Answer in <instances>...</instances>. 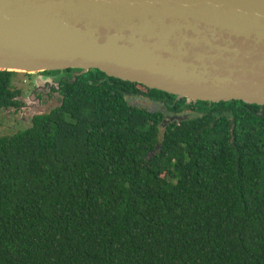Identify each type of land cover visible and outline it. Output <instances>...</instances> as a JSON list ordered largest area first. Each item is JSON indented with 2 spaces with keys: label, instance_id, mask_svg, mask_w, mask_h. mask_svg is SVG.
I'll list each match as a JSON object with an SVG mask.
<instances>
[{
  "label": "trees",
  "instance_id": "16d2710c",
  "mask_svg": "<svg viewBox=\"0 0 264 264\" xmlns=\"http://www.w3.org/2000/svg\"><path fill=\"white\" fill-rule=\"evenodd\" d=\"M141 88L160 92L90 69L0 136V264H264L260 106L228 109L229 141L226 115L162 126L130 103Z\"/></svg>",
  "mask_w": 264,
  "mask_h": 264
},
{
  "label": "water",
  "instance_id": "95a60500",
  "mask_svg": "<svg viewBox=\"0 0 264 264\" xmlns=\"http://www.w3.org/2000/svg\"><path fill=\"white\" fill-rule=\"evenodd\" d=\"M62 68L264 105V0H0V70Z\"/></svg>",
  "mask_w": 264,
  "mask_h": 264
},
{
  "label": "flooded vegetation",
  "instance_id": "af4514ba",
  "mask_svg": "<svg viewBox=\"0 0 264 264\" xmlns=\"http://www.w3.org/2000/svg\"><path fill=\"white\" fill-rule=\"evenodd\" d=\"M80 72L81 69L79 68L44 70L37 73L38 84L32 82L33 74L23 73L26 76L24 83L21 87L14 89V94L7 107L0 109V116L3 115L2 119L11 122L7 127L13 129L8 134L2 131L1 135H11L18 130L28 128L32 125L36 116L60 107L69 85L75 82L77 76L81 75L78 74ZM141 90V92H134L132 96H129V100L145 99L150 101L152 107L156 109L155 111L162 113V126L176 120L183 121L187 119H197L203 126H215L217 117L226 115L227 118L223 117L222 124L228 127L230 132L229 141H231L232 137L233 124L228 109L231 106L240 109L244 107L250 108L245 102H239L241 100H193L186 97H178L161 90L156 93H152L145 88H141ZM259 106V111L263 114L264 105ZM176 117H181L182 119H177ZM156 145L159 146V144H155V148H159ZM149 154L153 155L154 150L149 152Z\"/></svg>",
  "mask_w": 264,
  "mask_h": 264
},
{
  "label": "rangeland",
  "instance_id": "374dc122",
  "mask_svg": "<svg viewBox=\"0 0 264 264\" xmlns=\"http://www.w3.org/2000/svg\"><path fill=\"white\" fill-rule=\"evenodd\" d=\"M33 75L34 76H32V82L34 81V78H36L37 73ZM25 79H26V76L23 75L22 72H16L12 80L13 89L21 87ZM130 103H131V100H130ZM2 118H3V115L0 116V135L2 134V131H4L5 134H8V132H11L13 130L11 127H7V125L11 124V122L4 121Z\"/></svg>",
  "mask_w": 264,
  "mask_h": 264
}]
</instances>
